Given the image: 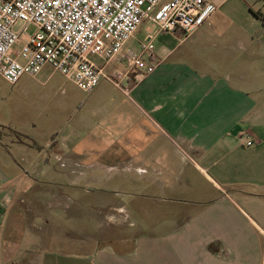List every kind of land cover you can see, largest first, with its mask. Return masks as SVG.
<instances>
[{
  "label": "crops",
  "instance_id": "0c3cea01",
  "mask_svg": "<svg viewBox=\"0 0 264 264\" xmlns=\"http://www.w3.org/2000/svg\"><path fill=\"white\" fill-rule=\"evenodd\" d=\"M209 1L129 95L24 76L66 79L67 108L45 131L0 123V264H264V0Z\"/></svg>",
  "mask_w": 264,
  "mask_h": 264
},
{
  "label": "built area",
  "instance_id": "2783aa9c",
  "mask_svg": "<svg viewBox=\"0 0 264 264\" xmlns=\"http://www.w3.org/2000/svg\"><path fill=\"white\" fill-rule=\"evenodd\" d=\"M160 2L0 0V77L15 85L24 76L37 78L50 67L83 92L91 93L108 80L129 95L131 74L137 69L151 73L158 64L154 54L157 35L148 36L140 52L128 46L145 20L156 23L158 34H180L184 40L218 9L209 0H170L154 17L150 9ZM20 23L25 26L16 31ZM28 25L36 31L24 40ZM122 62L128 64L124 72L107 73L109 65Z\"/></svg>",
  "mask_w": 264,
  "mask_h": 264
},
{
  "label": "rangeland",
  "instance_id": "374dc122",
  "mask_svg": "<svg viewBox=\"0 0 264 264\" xmlns=\"http://www.w3.org/2000/svg\"><path fill=\"white\" fill-rule=\"evenodd\" d=\"M169 1L170 0H161L158 7L150 9V13L156 17L160 7ZM144 10L148 11L149 7L145 6ZM24 26L23 23H20L15 27V30L20 31ZM35 31L36 28L33 25H28L26 30L27 34H24V40H26V37L32 36ZM146 34H150L151 36L158 35V26L149 19L143 22L128 46L135 52H140L141 43L146 40H144ZM157 44L158 41H154V46ZM154 52L156 51L154 50ZM115 65L116 70L120 72H124L128 68L126 62ZM51 72V68H46L42 73L43 75L39 77V80H45L47 75ZM61 81L66 82V79L60 75L52 77L46 84H40L38 80L32 81L24 77L19 83L12 85L0 77V123L21 128H27L29 125L35 123L44 131L50 128L54 122V118H57L56 115L61 114L67 108L62 88H60ZM68 84L64 85V88L68 90L70 87L68 91L70 93L72 86ZM44 141L46 142V140ZM90 201L96 202V199L94 197L86 199V202ZM84 222L85 221L74 222L71 229L77 228L81 230ZM66 225V221H63V230ZM103 225H105V223ZM91 226L92 224L89 225L90 229L94 230L95 226ZM101 230L103 231V229ZM65 235L67 234H64V236ZM68 236L70 237V233H68Z\"/></svg>",
  "mask_w": 264,
  "mask_h": 264
},
{
  "label": "trees",
  "instance_id": "16d2710c",
  "mask_svg": "<svg viewBox=\"0 0 264 264\" xmlns=\"http://www.w3.org/2000/svg\"><path fill=\"white\" fill-rule=\"evenodd\" d=\"M15 138L19 143L25 144L31 148L41 150L42 147L29 135L20 133V132H15Z\"/></svg>",
  "mask_w": 264,
  "mask_h": 264
}]
</instances>
